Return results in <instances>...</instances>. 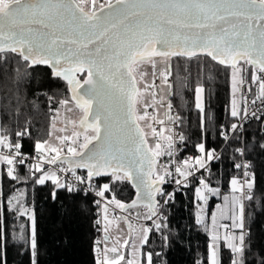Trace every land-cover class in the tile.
Returning <instances> with one entry per match:
<instances>
[{
  "label": "snow or ice",
  "instance_id": "6c2138e0",
  "mask_svg": "<svg viewBox=\"0 0 264 264\" xmlns=\"http://www.w3.org/2000/svg\"><path fill=\"white\" fill-rule=\"evenodd\" d=\"M88 0H0V53H16L23 61L30 62L29 67L48 65L54 78L67 82L71 92L69 99H60L58 103L67 108L74 102L75 108L82 113L79 123H72L74 130L71 135L57 137L60 145L67 146L68 154L74 159L70 161L71 171L75 175V168H86L87 181L93 177L110 176L113 181H132L137 189V200L148 208L147 219L157 214V195H165L159 185L165 183V177L171 175L167 169L163 174L157 173V157L165 154L162 145L157 143L155 148L147 146L146 133L139 121L147 116L138 114L137 105L141 102L145 92L153 85L145 83L143 91L139 87L147 73L140 71L139 66L151 63L153 75L156 74L157 59L169 61L172 57L192 58L198 54H205L221 65L232 68L233 92L238 91V85L244 80L240 77L242 69L237 65L240 60L252 66L256 71L251 75L253 82H258L259 92L256 100L264 101V0H105L98 4V0H90L91 10L84 5ZM254 22V23H253ZM139 75L140 80L137 79ZM167 82V74H163ZM197 89V93L202 92ZM249 91L251 88L249 87ZM51 100L52 97H49ZM169 107H171L169 105ZM197 108L203 111L201 103ZM264 112V109L260 110ZM244 118L249 113L243 110ZM231 115L239 117L241 109L236 100L232 102ZM252 117L259 119L257 112ZM171 119V117H170ZM162 123V122H161ZM238 125L233 123L232 130ZM67 131V127L60 129ZM24 133L17 132L21 137ZM152 135L159 136L155 128ZM222 136H227L221 132ZM83 142L76 145L80 137ZM169 143L167 155L171 156L173 147L172 136L164 137ZM180 139L185 137L180 135ZM95 142V143H94ZM0 146L15 149L14 153H0V162L6 163L8 176L18 179L14 175L15 165H23L25 159L20 152L19 142L9 141L6 135H0ZM91 146V147H90ZM200 156L183 161V167H176L175 172L184 180L193 175L189 169L198 166L204 168L206 161L215 159L214 150L206 151L205 144L196 145ZM264 148V144L260 145ZM40 153V161L31 165L35 171H44L43 163L56 164L63 158V147L49 145L47 141L35 144ZM243 154V149L237 148ZM49 153L55 155L48 158ZM19 157L20 159H17ZM190 161H193L190 163ZM235 167L240 168L237 164ZM243 167H247L244 165ZM60 171H65L61 169ZM155 174V179L153 175ZM247 175V173H245ZM50 180L57 188H67L72 191L70 184L60 182L55 171L44 172L38 178L39 184ZM76 180L84 183L85 179L77 176ZM177 184L182 181L177 179ZM208 192L216 193L203 180L200 181ZM233 191L243 192V185L236 179L232 180ZM247 188H253V181H246ZM110 185L105 183L97 196L104 197L110 191ZM171 199V194H167ZM200 199L206 201L203 192L197 190ZM55 197V193H53ZM251 200L252 196L247 195ZM227 199V197L225 198ZM237 202L238 198L233 197ZM99 204V201H96ZM124 210L126 205L115 196L108 202ZM167 203V201H165ZM105 232L114 220L108 218L109 208L104 209ZM21 215L25 214L21 210ZM31 250L32 264H36V226L35 217L31 216ZM232 227L244 229V207L240 204V215L233 216ZM127 222V218H125ZM238 221V222H237ZM201 223L202 220H198ZM129 230L133 231L131 223ZM162 227L156 224V229ZM224 227H227L225 225ZM149 229H141V244L148 242ZM107 240V236L105 237ZM167 240V236L164 237ZM220 238L212 236L210 245V264H220L215 244ZM227 247L236 254H243L245 236L241 233L238 243L235 235L225 236ZM124 240L122 246L128 245ZM120 244V241H117ZM138 251V250H137ZM109 252L116 255L109 259ZM159 253H147V264H154L153 256ZM125 256L113 246L104 249V257L98 259L97 264H121ZM127 264H139L138 260L129 259ZM232 264H243L241 260H233Z\"/></svg>",
  "mask_w": 264,
  "mask_h": 264
},
{
  "label": "trees",
  "instance_id": "16d2710c",
  "mask_svg": "<svg viewBox=\"0 0 264 264\" xmlns=\"http://www.w3.org/2000/svg\"><path fill=\"white\" fill-rule=\"evenodd\" d=\"M30 62L16 53L0 54V130L9 141L21 144L20 152L38 157L35 144L48 139L52 118L60 107V99H69L67 82L54 78L48 65L29 67ZM238 68L251 80L253 67L240 60ZM230 66L221 65L206 55L172 57L170 59V106L174 108L177 131L185 137L174 145V154H162V174L167 169L161 189L172 185L174 163L197 156L196 147L204 143L206 151H221L220 161H212L205 177L209 185L219 181L229 185L234 179L238 161H248L253 188L246 187L243 200L245 244L243 264H264V115L249 121L243 133L235 132L228 141L221 135L223 127L231 128L237 120L231 115ZM203 90V111L196 106L195 94ZM49 97H52L50 100ZM23 136L17 137L16 133ZM172 148V149H173ZM243 149V154L236 149ZM15 152V149H11ZM6 163L0 162V264H32L30 217H35L36 264H97L100 227L94 225L97 207L91 195L73 189L57 188L50 180L39 184L41 172H32L26 165H15L14 175L8 176ZM47 168H43L45 170ZM78 172L87 173L83 169ZM97 189L110 185L105 195L123 204L132 200L135 191L129 181H113L110 176L95 177ZM199 183L182 185L171 191V199L160 205L156 219L162 227L150 228L145 252L154 255V264H207L209 236L205 224L198 223L195 190ZM55 193V197H53ZM251 195L252 199L246 198ZM215 198L208 196L209 209ZM32 208L26 218L20 211ZM167 236V240L164 237ZM235 256L225 247L220 250V264H232Z\"/></svg>",
  "mask_w": 264,
  "mask_h": 264
},
{
  "label": "rangeland",
  "instance_id": "374dc122",
  "mask_svg": "<svg viewBox=\"0 0 264 264\" xmlns=\"http://www.w3.org/2000/svg\"><path fill=\"white\" fill-rule=\"evenodd\" d=\"M85 6V5H84ZM89 10H91L90 6H85ZM157 59L156 68L158 71L155 75H153V69L151 63H144L139 66L140 71H143L147 73V75L144 76L143 80L140 81L139 87L143 91L145 83L149 85L154 84L155 79H160V82L158 86L154 84L153 87L149 88L147 92H145L141 102L137 105V111L138 114L144 115L145 111L147 112V116L144 120H140L139 124L144 129L146 135V140L151 148H155L156 140H160V144L162 145L161 151H169L167 148V144L169 143L164 137L172 136L173 138V129L171 127V123L173 120V116L170 113L169 105H170V93H171V80L170 82V60L169 61H162L159 58ZM233 71V70H232ZM231 71V74H232ZM167 74V82H164L163 74ZM242 73V72H241ZM137 79L140 80L139 75L137 76ZM202 89V88H198ZM69 100L71 101V92L69 96ZM195 100H196V106L197 103H201L203 106V91L200 93L195 94ZM67 108L72 109L71 111H68L64 106L60 105V107L55 111V114L52 118L51 122V128H50V135L48 137L47 141L49 145L57 146V147H63V154H68L67 152V146L60 145L59 141L57 140V137L63 136V135H71L72 131L74 130V126L72 123H67L66 121H75L77 124L79 123V119L82 115L79 109L75 108L74 102H70ZM151 110V111H149ZM171 117V119H170ZM237 119V117H235ZM162 122V123H161ZM67 127L66 132L60 131V129H63ZM152 128H155L156 132L159 133V136H153L152 135ZM0 135L1 130H0ZM43 141V142H45ZM41 142V143H43ZM83 142V136L80 137L79 142L76 145H73L79 149V143ZM173 143V141H172ZM174 147V145H173ZM172 147V148H173ZM174 148L171 149V152L174 154ZM37 152V151H36ZM39 161H40V153L37 152ZM55 155L54 153H49L48 158H51V156ZM201 153L197 156H200ZM194 157H185L179 161H177L176 167H183V161L189 158H195ZM193 161H190L192 163ZM209 161H206L208 163ZM40 163H42L40 161ZM42 165H46L48 168L41 172V175H44V172H52L56 171L57 166L60 168L63 167L64 163H57L56 165H50L47 163H43ZM194 171L201 170L202 168H199L198 166L193 167ZM157 173L162 174L161 167L158 159V163L156 165ZM75 172H77V169H74ZM190 171V169H189ZM179 175V174H178ZM189 177V176H188ZM187 177V178H188ZM153 179H155V174L153 175ZM180 180H184L182 177L179 176ZM233 180V179H232ZM231 180V182H232ZM105 183L101 184V187H98V191L102 190V186ZM56 186V185H55ZM208 186L212 189L216 190V193L213 194L212 192H208L204 189L203 185L200 183L195 190V198L197 201V211H198V219L202 220V224L206 225L207 233L209 236V242H208V263L210 264V245H212L214 242L212 240V236L215 234L219 236V240L215 242L217 245V253H218V259L220 261V250L221 247H225L230 252H232L227 247V241L224 239V237L235 235L237 237V240L234 241V243H238V237L241 233H243V229L236 228L234 229L232 227L233 219L232 217H238L240 215V204H242V201L239 199V195L237 192L233 191V185L230 183L231 193L220 197L219 194V187L209 185ZM161 187V185H159ZM200 190L203 192L204 196L207 198L206 201L200 199V197L197 195V190ZM208 196H212L215 198V203L213 205L212 209H209V203H208ZM237 197L238 201L234 202L233 197ZM227 197V199H225ZM103 200L102 205L100 206V226H101V236H102V242L98 244V251L102 255V259L104 257V249L105 248H111L113 246H116L118 248V251L120 254H123L125 256V260L121 261V264H127V260L133 259L138 260L139 264H147V253L143 249L144 244H141V229L147 228L150 231V228L153 226H156L158 224V221L153 216L151 219H147L146 217L149 215L148 208L144 205H137L132 206L131 208H128L126 212L130 214V216L126 217L124 216L120 211L121 209L117 208L114 204H109L108 202L111 200L106 195L104 197H100ZM105 205L108 206V218L110 220H114L113 224L109 225V230L106 233L105 232V222H104V207ZM158 206V204L156 205ZM114 209L118 210L119 213L117 215L114 214ZM23 210V209H22ZM125 218H127V222L125 221ZM238 222V221H237ZM131 223L133 231L129 230L128 224ZM227 225L228 228L231 229V231L227 232L226 228L224 227ZM32 228V220L30 221V233ZM149 233V232H148ZM244 234V233H243ZM107 236V240L105 237ZM120 241V244H117V241ZM128 240L129 243L126 246L123 245V241ZM31 242V238H30ZM138 250V251H137ZM232 254L235 256V260H241L242 256L241 254ZM109 256V259L113 258L116 254L109 252L107 254ZM100 259V260H102ZM98 260V259H97Z\"/></svg>",
  "mask_w": 264,
  "mask_h": 264
},
{
  "label": "built area",
  "instance_id": "2783aa9c",
  "mask_svg": "<svg viewBox=\"0 0 264 264\" xmlns=\"http://www.w3.org/2000/svg\"><path fill=\"white\" fill-rule=\"evenodd\" d=\"M256 71L253 68V72ZM257 75H261L264 76V74L258 73ZM244 80V83L242 85H238V89H239V93L241 96V100H242V105H241V115L239 117H237V120L234 122L235 124L238 125V128L236 130H232L231 128H226L223 127L221 132L225 133V135L227 136V139H225V136H222L224 138L225 141H228L231 136L235 133V132H240L243 133L244 131V127L245 125L251 121V120H259L262 118V116L264 115V112H261V109H264V101L261 100H256V103L253 104L252 101L256 98V96L258 95V91H259V85L258 82H253L252 80H250L247 75L245 74H241V76ZM171 78L169 77V82H170ZM160 82V79H155L154 80V84L156 86H158ZM249 87L251 88V91H249ZM247 108V111L249 113V116L247 119L244 118V112L243 110ZM170 109V113L173 116V120L171 123V127L173 129V145H176L178 143H182V140L180 139V133L177 131V120H176V113L173 107H169ZM151 111V110H149ZM253 111L257 112V116H259V119H256L255 117L251 116V113ZM161 141L158 139L156 140V144L160 143ZM0 153L3 154H9V153H14L12 152L11 149L8 148H4L3 146H0ZM215 155V159H213L212 161H220L221 159V151H217L214 152ZM24 159H25V163L24 165L28 166L29 168H31V165H35L40 163L39 158L38 157H28L23 155ZM188 157H192V156H188ZM17 159H20L19 157H17ZM161 161V159H159V162ZM209 161L208 163H206L205 167L202 168L201 170L198 171H194V169H190V171L193 173V175H190L186 180H181L182 183L181 184H177L175 181L177 179H179V175L175 172V165L177 163H174V169H173V177H172V185L169 187H165L163 188V193H165V195H159V202L160 205L162 206L163 203L166 201L168 195L170 194L171 191L174 188H178L179 186L182 185H193L194 183H201L200 181L203 180L205 183V177L208 175V172L210 171V166H211V162ZM239 165H241L240 168H237V170L234 173V179H236L240 185H243V192H237L240 199L243 201L245 198V195L247 194V190H246V181L252 180V175L248 169V161L242 156L240 158V160L238 161ZM244 165H247V167H243ZM42 168H48L46 165H42ZM61 169H64L65 171H60ZM32 172H35L34 168H31ZM67 167L65 165H63L62 168H60L59 166H57L56 171H57V175L60 178V182L61 183H65V184H70L72 186V189H75L79 192H81L82 194H87V195H91L94 198V204L97 207L96 213H97V217L94 221V225L96 227H100V206L103 203V200L100 198V196L96 195V192L98 191L97 186H96V181H95V177H93L92 181L89 183L87 181V173H82V172H75V175L72 174L71 171H67ZM245 173H247V175H245ZM80 176L82 178L85 179L84 183H80L76 180V177ZM219 187V194L220 197L226 196L228 194H230L231 188L229 185H225L224 182L219 181L218 184L216 185ZM96 201H99L100 203L97 204ZM124 216L128 217L130 216V214H132V212L128 213L126 212V210L124 212L120 211ZM119 213L118 210L114 209V214L117 215ZM226 231L229 232L231 231L230 228H226ZM243 233L244 235L246 234L244 229H243ZM99 242H102V236L99 238ZM97 259H102V255L99 253V251L97 250L95 253Z\"/></svg>",
  "mask_w": 264,
  "mask_h": 264
},
{
  "label": "water",
  "instance_id": "95a60500",
  "mask_svg": "<svg viewBox=\"0 0 264 264\" xmlns=\"http://www.w3.org/2000/svg\"><path fill=\"white\" fill-rule=\"evenodd\" d=\"M253 23H254V22H253ZM0 54H1V53H0ZM201 55H205V54H198L197 56H201ZM94 143H95V142H94ZM147 146L149 147L148 143H147ZM90 147H91V146H90ZM63 158H66V159L64 160L63 163H64V165L67 167V169H69L70 167H72L70 161H72L74 158L71 157L69 154H63ZM156 159H157V158H156ZM59 162H61V161L58 160V161L56 162V164L59 163ZM56 164H53V165H56ZM75 169H83V170H85V171L88 172V170H87L86 168H75ZM98 177H99V176H98ZM129 182H130L131 186L133 187V189H134V191H135V194H134L132 200L125 204V205H126V208H125L124 210H122V212H124V211L127 210L128 208H131L132 205H133V201H136V200H137V189H136V187L134 186V184H133L132 181H129ZM156 197H157V196H156ZM137 205H144V204L138 202V203L136 204V206H137ZM23 210L25 211V214H24V215H21V214H20L21 216H25L26 218H28V217L32 214V208L26 207V208H24ZM20 212H21V211H20ZM156 215H157V214H156ZM156 215H154L153 217L155 218Z\"/></svg>",
  "mask_w": 264,
  "mask_h": 264
},
{
  "label": "crops",
  "instance_id": "0c3cea01",
  "mask_svg": "<svg viewBox=\"0 0 264 264\" xmlns=\"http://www.w3.org/2000/svg\"><path fill=\"white\" fill-rule=\"evenodd\" d=\"M105 3V0H98V4H103ZM85 6H90L91 7V3H90V0H88V2L85 4ZM247 64V63H246ZM241 72H240V76H241ZM231 93H232V97H231V103H230V111L232 110V102L233 100L235 99L239 108L241 109V105H242V100H241V96H240V93H239V90L236 91V92H233V81H232V74H231ZM259 92V91H258ZM240 198V197H239ZM240 201H242L241 199H239ZM242 204H243V201H242Z\"/></svg>",
  "mask_w": 264,
  "mask_h": 264
}]
</instances>
